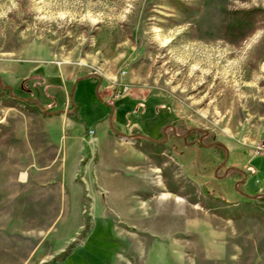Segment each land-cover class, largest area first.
<instances>
[{
  "label": "rangeland",
  "instance_id": "rangeland-1",
  "mask_svg": "<svg viewBox=\"0 0 264 264\" xmlns=\"http://www.w3.org/2000/svg\"><path fill=\"white\" fill-rule=\"evenodd\" d=\"M15 79L0 264H264V0H0Z\"/></svg>",
  "mask_w": 264,
  "mask_h": 264
},
{
  "label": "trees",
  "instance_id": "trees-1",
  "mask_svg": "<svg viewBox=\"0 0 264 264\" xmlns=\"http://www.w3.org/2000/svg\"><path fill=\"white\" fill-rule=\"evenodd\" d=\"M257 9H254V8H251V9H241L239 11H236L235 12V19L233 21V25H231L228 30H230V32H240L241 36H244L245 34H247L248 32H251L253 30V27H254V20H255V17H256V13H257ZM12 97L10 91L8 88H5V87H2L0 86V97ZM16 102H21V101H18L17 99H14L8 104L9 106H15V103ZM172 120L169 124H172ZM175 130L177 131L178 128L175 126L174 127ZM188 128H186L185 130H187ZM203 132L200 131V130H195V129H192L190 130L189 132H187L183 137L184 139L186 140V142L188 144H192V143H200L199 142V135L202 134ZM213 150L216 152V153H219L221 155L222 158H224L225 156V148H223L224 151L220 152L215 146H218L216 145L215 143L210 145ZM259 197H264V196H259ZM55 259V258H54Z\"/></svg>",
  "mask_w": 264,
  "mask_h": 264
},
{
  "label": "crops",
  "instance_id": "crops-1",
  "mask_svg": "<svg viewBox=\"0 0 264 264\" xmlns=\"http://www.w3.org/2000/svg\"><path fill=\"white\" fill-rule=\"evenodd\" d=\"M36 68H38V66H34V69H36ZM60 77V79L61 80H63V78H62V76L61 75H59V74H57V73H53V74H48V73H46V72H42V73H40V72H38V73H36V74H34V75H32L31 76V78L29 77L28 79H27V81L28 80H31L32 82L34 81L35 83H36V81H38L37 82V84H42V81H44L43 82V84L45 83V84H50L49 82H48V79H51V78H53V77ZM91 78V77H90ZM18 79V78H17ZM17 79H15V81H10L9 82V85H12L13 83H16V80ZM41 79V80H40ZM26 81V82H27ZM40 82V83H39ZM64 82V81H63ZM16 84H18V83H16ZM64 84V83H63ZM19 87L21 86L22 87V84H19L18 85ZM13 89V88H12ZM27 89H28V87H27ZM63 89H64V91H65V87H63ZM65 96H66V99H65V102L67 103V102H71V100H70V96L68 95L67 96V92L65 91ZM65 103V104H66ZM72 103V102H71ZM64 104V105H65ZM73 105V104H72ZM76 108H74L73 110H75ZM62 111H64V109H62ZM44 112V111H43ZM59 112V111H58ZM45 119L43 120V122L45 121V120H47L48 118H50V116H52V118H53V116H56V114H49V113H46L45 114ZM63 120H67L68 119V116H65V119L64 118H62ZM169 126H171V125H169ZM46 133H47V131H46Z\"/></svg>",
  "mask_w": 264,
  "mask_h": 264
},
{
  "label": "water",
  "instance_id": "water-1",
  "mask_svg": "<svg viewBox=\"0 0 264 264\" xmlns=\"http://www.w3.org/2000/svg\"><path fill=\"white\" fill-rule=\"evenodd\" d=\"M85 77H88V76H85ZM101 81V78L99 77V82ZM6 88H8L9 89V91L10 92H12V86L11 85H6L5 86ZM19 98H21V99H23V100H26V99H31V98H27V97H19ZM32 100V99H31ZM41 108V107H40ZM41 110L42 111H44L45 113H49V114H55L56 113V111H47V110H45V109H43V108H41ZM192 129H195V130H202V128H200V127H191L190 129H188L187 130V132L188 131H190V130H192ZM205 134L207 133V131L205 130V132H204ZM201 138L202 137H200V143L202 144V142H201ZM214 143H217V144H220V145H223L221 142H212V143H210V144H208L207 146H210V145H212V144H214ZM204 145V144H203ZM224 146V145H223ZM227 149V148H226Z\"/></svg>",
  "mask_w": 264,
  "mask_h": 264
},
{
  "label": "built area",
  "instance_id": "built-area-1",
  "mask_svg": "<svg viewBox=\"0 0 264 264\" xmlns=\"http://www.w3.org/2000/svg\"><path fill=\"white\" fill-rule=\"evenodd\" d=\"M127 90V86L123 85V87H121V89L118 91L117 95L115 97H118L119 95H121L122 93H125ZM110 103H113V101H111ZM261 148V147H259Z\"/></svg>",
  "mask_w": 264,
  "mask_h": 264
},
{
  "label": "flooded vegetation",
  "instance_id": "flooded-vegetation-1",
  "mask_svg": "<svg viewBox=\"0 0 264 264\" xmlns=\"http://www.w3.org/2000/svg\"><path fill=\"white\" fill-rule=\"evenodd\" d=\"M169 125H170V124H169ZM204 134H205V133H204ZM205 135H206V134H205ZM180 136L183 137L184 135H179V137H180ZM199 139H200V137H199ZM160 141H161V142H162V141L165 142V140H164L163 138H162Z\"/></svg>",
  "mask_w": 264,
  "mask_h": 264
},
{
  "label": "bare ground",
  "instance_id": "bare-ground-1",
  "mask_svg": "<svg viewBox=\"0 0 264 264\" xmlns=\"http://www.w3.org/2000/svg\"><path fill=\"white\" fill-rule=\"evenodd\" d=\"M22 178H24V174L22 175Z\"/></svg>",
  "mask_w": 264,
  "mask_h": 264
}]
</instances>
